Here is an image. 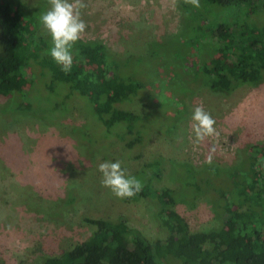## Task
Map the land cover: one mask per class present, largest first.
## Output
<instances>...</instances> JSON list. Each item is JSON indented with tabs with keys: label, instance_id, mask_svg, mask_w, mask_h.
Wrapping results in <instances>:
<instances>
[{
	"label": "rangeland",
	"instance_id": "1",
	"mask_svg": "<svg viewBox=\"0 0 264 264\" xmlns=\"http://www.w3.org/2000/svg\"><path fill=\"white\" fill-rule=\"evenodd\" d=\"M16 1L29 12L39 9L40 17L50 8L49 0ZM182 1L84 0L87 27L80 39L99 41L119 54L134 53L127 71L140 76L144 86L126 105L142 117L138 143L129 147L115 129L100 130L76 97L65 100L61 93L33 87L27 98L31 107L23 111L0 99V264H42L44 256L90 234L94 227L86 218L124 217L151 242L166 236L156 200L115 197L101 183L100 163L119 160L130 175L156 158L195 171L206 164L233 168L242 161V150L264 143V72L258 83L227 91L194 77L201 55L184 45L193 33ZM219 12L230 19L225 10ZM46 31L40 23V32ZM177 52H182L179 58ZM199 105L216 121L217 134L196 143L192 115ZM87 147L91 154L83 156ZM178 172L172 169L171 178L164 175L154 185L172 190L175 209L193 230L217 225L224 199L185 185Z\"/></svg>",
	"mask_w": 264,
	"mask_h": 264
},
{
	"label": "trees",
	"instance_id": "2",
	"mask_svg": "<svg viewBox=\"0 0 264 264\" xmlns=\"http://www.w3.org/2000/svg\"><path fill=\"white\" fill-rule=\"evenodd\" d=\"M200 2L203 12L181 2L187 29L193 33L184 45L201 55L194 77L226 91L236 84L258 83L264 72V0ZM209 8L213 14L205 13ZM224 10L230 19L218 14ZM40 23L39 9L29 12L16 0H0V99L23 111L31 107L27 98L33 87L41 93H61L65 100L76 97L81 111L96 117L100 130L115 129L129 147L141 141L142 117L126 105L144 86L140 76L127 71L134 53L119 54L99 41L79 39L71 49L72 69L65 73L46 54L51 37L40 32ZM177 54L179 58L182 52ZM90 151L83 149L82 155ZM241 152L242 161L233 168L206 164L195 171L162 158L144 163L132 175L150 172L138 176L143 189L129 200H156L165 237L151 242L124 217L86 218L94 227L90 234L58 254L44 256L42 264H264V143ZM152 167L156 170L151 173ZM172 169L184 175L180 180L185 185L224 199L217 225L193 230L175 209L172 190L154 185L164 175L171 178Z\"/></svg>",
	"mask_w": 264,
	"mask_h": 264
},
{
	"label": "clouds",
	"instance_id": "3",
	"mask_svg": "<svg viewBox=\"0 0 264 264\" xmlns=\"http://www.w3.org/2000/svg\"><path fill=\"white\" fill-rule=\"evenodd\" d=\"M184 2L197 9L201 6L200 0H184ZM49 4L50 8L40 17L43 27L51 37V46L46 54L52 57L62 71L68 73L73 64L71 49L87 27L82 19V10L87 8V4L84 0H49ZM192 121L196 143H201L217 134L216 121L202 105L194 108ZM207 159L210 163L211 156ZM98 170L102 174V185L119 199H131L143 189L141 180L128 174L119 160L100 163Z\"/></svg>",
	"mask_w": 264,
	"mask_h": 264
}]
</instances>
